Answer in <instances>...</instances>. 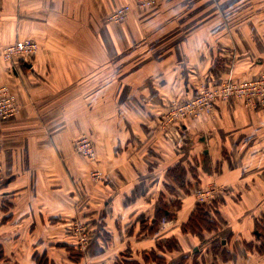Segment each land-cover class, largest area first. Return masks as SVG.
<instances>
[{
  "label": "crops",
  "instance_id": "obj_1",
  "mask_svg": "<svg viewBox=\"0 0 264 264\" xmlns=\"http://www.w3.org/2000/svg\"><path fill=\"white\" fill-rule=\"evenodd\" d=\"M125 3L133 0H0V84L10 85L20 105L0 122V201H9L0 204L7 258L0 264H40L38 256L54 264H264L254 246L264 215V110L218 101L213 114L181 118L175 140L164 129L178 125H161L171 100L190 98L202 83L261 73L264 42L235 40L264 33V0H157L110 21ZM18 38L40 48L12 68L1 51ZM85 134L104 172L98 181L95 164L74 148ZM186 149L193 160L221 161L219 172L201 174L199 188H216L225 223L202 239L182 229L195 194L168 174L178 162L188 166ZM167 157L175 163L162 166ZM179 191L175 216L154 232L141 230V220L156 218L160 195L170 201ZM77 221L93 234L79 260L69 249ZM168 238L178 242L162 250L158 243ZM153 250L164 263L153 260Z\"/></svg>",
  "mask_w": 264,
  "mask_h": 264
},
{
  "label": "built area",
  "instance_id": "obj_2",
  "mask_svg": "<svg viewBox=\"0 0 264 264\" xmlns=\"http://www.w3.org/2000/svg\"><path fill=\"white\" fill-rule=\"evenodd\" d=\"M157 0H133V3H125L116 7L108 16L110 21L122 22L127 19L133 6L151 7ZM39 43L30 38H18L14 42L6 45L1 52V57L9 61L13 66L19 58H29L37 54ZM230 99L242 100L246 105L264 110V73L258 76L243 80L227 79L221 84L211 86L202 83L190 98L171 100L170 107L163 114L161 119L162 127L176 126L181 123L183 117H200L210 115L214 112V107L218 101ZM20 112V105L17 95L7 83L0 84V122L10 119ZM181 130L179 126L176 128ZM180 132V131H179ZM77 150L93 161L95 168L91 171L95 181L101 179L103 171L99 164V159L94 146V142L86 135H81L75 140ZM3 166L0 163V181L2 179ZM216 188L207 186L197 188L194 193L198 203L209 202L215 197ZM73 236L78 242L79 249L85 250L89 245V231L82 222H75L72 225Z\"/></svg>",
  "mask_w": 264,
  "mask_h": 264
},
{
  "label": "trees",
  "instance_id": "obj_3",
  "mask_svg": "<svg viewBox=\"0 0 264 264\" xmlns=\"http://www.w3.org/2000/svg\"><path fill=\"white\" fill-rule=\"evenodd\" d=\"M185 166H186L185 163L178 162L177 164H175V166L169 169L168 171L169 176L173 178L174 174L175 175L177 174L178 176H180V178L183 177L184 176L183 174L186 172ZM178 179L173 178L174 181ZM178 185L180 186V188L183 189L184 187L183 184H178ZM167 188L168 190H171V192H174V188L171 185H167ZM163 197H164V193L160 195V199H162L160 203L162 206L160 207L156 218L154 217L153 220L151 218L141 220V226H142L141 230L149 232V233L154 232L157 229L158 223H160L161 220L172 218L175 216L177 210L180 208L181 201L180 200L172 201L169 204H166L167 201L164 200ZM2 201L4 202L6 200L2 199L0 201V204ZM6 202H9V201H6ZM216 202H217V196L213 197V199L209 202L197 203L196 208L191 213L189 220L183 224L182 226L183 231L196 234L200 236L202 239L204 238L205 232L215 231L219 228L220 224L225 223V219L221 217L219 210L217 208ZM255 238H256V244L254 246H256L257 251L259 253H264V215L262 217H259ZM73 239H74L75 246L74 247L71 246V248H69L70 254L73 259L79 260L82 258L83 253L78 250L75 237H73ZM92 242H93V234H92V229H91L90 246L92 245ZM176 242H178L176 238H168L164 244L159 242L158 245L159 247H161L162 250H170L176 245ZM170 243L172 245H170ZM220 247H221V243L219 240H217L215 242H212L211 250L213 252H216L218 251ZM222 254L224 256V259H228L230 257L229 253L226 251H223ZM151 257L155 261H159L161 263L165 262V257H163L162 255H159L157 252H155V250L152 251ZM38 258H39L38 260L40 264H54L50 262L47 256H44V257L38 256ZM1 261L6 262L7 258L4 255L3 249L0 247V262ZM129 262H130L129 264H140L136 260H131ZM115 264H128V263H126V261H124L123 259H118Z\"/></svg>",
  "mask_w": 264,
  "mask_h": 264
},
{
  "label": "rangeland",
  "instance_id": "obj_4",
  "mask_svg": "<svg viewBox=\"0 0 264 264\" xmlns=\"http://www.w3.org/2000/svg\"><path fill=\"white\" fill-rule=\"evenodd\" d=\"M156 3H157V1H156ZM155 3V4H156ZM154 4V5H155ZM140 8H145V7H140ZM229 34H232V32H230ZM234 34V33H233ZM261 34V36L260 37H255V33H251L250 31H247V32H244V37L242 38V40H240V41H238L237 42V40H235V43H260V42H264V33L262 32V33H260ZM227 35V34H226ZM228 39V36H227V38H226V40ZM234 40V39H233ZM10 44V43H9ZM8 45V44H7ZM40 48V47H39ZM2 52V51H1ZM36 55V54H35ZM35 55H32V56H30L29 58H27V59H25V58H19V59H17L16 60V62L14 63V65L12 66V65H10V62L9 61H5V60H3L2 59V57H1V59L3 60V62H6V63H8L12 68H15V67H18V66H20L21 65V63L23 62V61H27L28 59H30V58H32V57H34ZM261 73L263 74L264 73V68H263V70L261 71ZM260 74V73H259ZM238 78H240V77H233V75H230V77H228L227 79H238ZM226 79V80H227ZM228 101V100H227ZM180 124H182V122L180 123ZM180 124H178V126L180 125ZM178 126H176V127H178ZM170 128H173L172 126H170V127H168V128H166V129H164L165 131H166V133L167 134H169V135H166L167 136V138H169V139H172V140H175V139H177L178 137H179V139L180 138H182V135H183V133H180L179 131L180 130H172V131H167V130H169ZM179 128L181 129V127L179 126ZM182 134V135H181ZM86 135V134H85ZM80 136V135H79ZM86 136H88V135H86ZM89 137V136H88ZM90 138V137H89ZM76 140V139H75ZM75 140H74V148H75V150H76V152L77 153H79L80 154V152L77 150V148H76V146H75ZM93 141V140H92ZM94 146H95V144H94ZM189 148H190V146H189ZM96 149V148H95ZM179 149H181L180 147H179ZM187 151H188V153L187 154H189V157L187 156L186 158H189L188 159V166H185V169H186V172L183 174L184 176L183 177H181L180 178V176H178L177 174L175 175L174 174V179L175 178H179L178 180H176V181H174V183L176 184V185H178V184H183L184 185V189H186V190H188V191H186V192H188V193H195L196 192V189L197 188H199V182H201V179H200V176H201V174H203V172H207V173H209V172H219V170H220V165H221V161L220 160H217V161H212V159H211V157L210 156H208V155H205V157H203L202 155L200 156V157H198L196 160L194 159L193 160V154H192V151H191V149L190 150H188V149H186ZM184 154V153H183ZM82 155V154H81ZM184 155H186V154H184ZM83 157V156H82ZM86 157V156H85ZM87 158V157H86ZM87 160L88 161H91L90 159H88L87 158ZM100 161V160H99ZM91 162H93V161H91ZM161 162L163 163L162 164V166L164 165V166H166L168 163H175V161L174 160H172V159H169L168 157L166 158V159H164V161H163V159L161 160ZM99 165V164H98ZM100 166V165H99ZM101 167V166H100ZM102 169V168H101ZM177 170V169H176ZM175 170V171H176ZM103 171V170H102ZM178 171V170H177ZM104 178V172H103V175H102V177H101V179H103ZM172 178V177H171ZM101 179H99V180H101ZM179 186V185H178ZM179 188H180V186H179ZM190 188V189H189ZM184 191V190H183ZM185 192V191H184ZM179 195H181V193H180V191L178 192V196H177V194L175 193V197L173 196V197H171L170 198V201H167V203L166 204H169L170 202H172V201H179L180 199L178 198L179 197ZM167 196V195H166ZM162 200V199H161ZM174 205H176V204H174ZM174 209H175V207H174ZM147 218H149V217H147ZM146 218V219H147ZM82 223H84L85 225H86V227L88 228V231H89V238H90V241H89V245H88V247L85 249V250H88L89 248H90V244H91V227H90V225H89V223H85L84 221L82 222ZM105 231V230H104ZM71 233L73 234V231H71ZM107 233H105L104 232V235H106ZM76 239V238H75ZM76 241V240H75ZM93 243V242H92ZM76 245H77V247L79 246L78 245V242L76 241ZM170 245H172L171 243H170ZM174 245V244H173ZM78 249H79V247H78ZM85 250H82L83 252L85 251ZM79 251H81L80 249H79ZM128 264L130 263V262H127Z\"/></svg>",
  "mask_w": 264,
  "mask_h": 264
}]
</instances>
